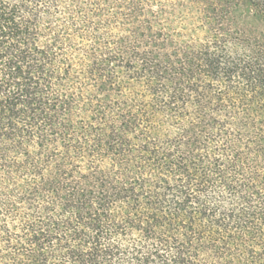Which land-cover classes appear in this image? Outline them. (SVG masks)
Masks as SVG:
<instances>
[{
    "label": "trees",
    "instance_id": "obj_1",
    "mask_svg": "<svg viewBox=\"0 0 264 264\" xmlns=\"http://www.w3.org/2000/svg\"><path fill=\"white\" fill-rule=\"evenodd\" d=\"M0 264H264V0H0Z\"/></svg>",
    "mask_w": 264,
    "mask_h": 264
}]
</instances>
